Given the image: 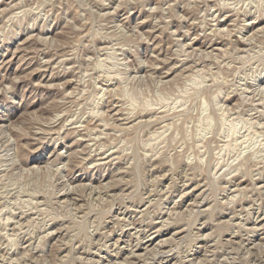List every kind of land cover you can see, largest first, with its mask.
Segmentation results:
<instances>
[{"label": "rangeland", "instance_id": "1", "mask_svg": "<svg viewBox=\"0 0 264 264\" xmlns=\"http://www.w3.org/2000/svg\"><path fill=\"white\" fill-rule=\"evenodd\" d=\"M97 263H264V0H0V264Z\"/></svg>", "mask_w": 264, "mask_h": 264}, {"label": "bare ground", "instance_id": "2", "mask_svg": "<svg viewBox=\"0 0 264 264\" xmlns=\"http://www.w3.org/2000/svg\"><path fill=\"white\" fill-rule=\"evenodd\" d=\"M193 2V1H192ZM205 2V1H204ZM21 5V4H20ZM214 5V4H213ZM117 6V5H116ZM244 27V26H243ZM186 33V32H185ZM122 45V44H121ZM248 45V44H247ZM201 48V47H200ZM177 50V49H176ZM204 61V60H203ZM51 66V65H50ZM141 66V65H140ZM135 71V70H134ZM257 72V71H256ZM164 73V72H162ZM119 74V73H118ZM100 77V76H99ZM121 78V77H120ZM115 80V79H114ZM116 81V80H115ZM225 91V90H224ZM223 91V92H224ZM64 92V91H63ZM242 93V92H241ZM115 94V93H114ZM260 95V94H259ZM103 98V95H102ZM259 103V102H258ZM222 104V103H221ZM148 106V105H147ZM103 107V106H102ZM239 107V106H238ZM133 110V109H132ZM243 110V109H242ZM129 111V110H128ZM261 111V110H260ZM224 112V111H223ZM238 113V112H237ZM153 114V113H152ZM241 114V113H240ZM263 114V113H262ZM221 115V114H220ZM223 115V114H222ZM239 115V113H238ZM247 115V114H246ZM169 117V116H168ZM94 118V117H93ZM54 119V118H53ZM111 119V118H110ZM240 119V118H239ZM170 121V120H169ZM164 122V121H163ZM47 123V122H46ZM249 125V124H248ZM247 125V126H248ZM97 127V126H96ZM152 128V127H151ZM166 128V127H165ZM91 129V128H90ZM138 129V128H137ZM175 130V129H174ZM140 132V131H139ZM253 132V131H252ZM152 133V132H151ZM252 134V133H251ZM259 134V133H258ZM257 135V134H256ZM134 136V135H133ZM124 137V136H123ZM238 137V136H237ZM259 137V136H258ZM232 138V137H231ZM113 139V138H112ZM240 139V138H239ZM164 140V139H163ZM242 141V140H241ZM177 144V143H176ZM197 144V143H196ZM202 144V143H201ZM209 146V145H208ZM7 147V146H6ZM107 148V147H106ZM202 149V148H201ZM90 150V149H89ZM205 151V150H204ZM147 152V151H146ZM195 152V151H194ZM96 154V153H95ZM99 156V155H98ZM154 156V155H153ZM86 157V156H85ZM153 159V158H152ZM82 160V159H81ZM94 163V162H93ZM254 163V162H253ZM219 164V163H218ZM224 165V164H223ZM201 166V165H200ZM50 167V166H49ZM184 167V166H183ZM211 167V166H210ZM225 167V166H224ZM255 167V166H254ZM249 168V167H248ZM150 169V168H149ZM229 170V169H228ZM235 171V170H234ZM227 175V174H226ZM230 177V176H229ZM153 179V178H152ZM196 179V178H195ZM229 180V179H228ZM149 181V180H148ZM3 183V182H2ZM181 188V187H180ZM261 190V189H260ZM169 192V191H168ZM102 193V192H101ZM144 195V194H143ZM31 196V195H30ZM105 197V196H104ZM230 197V196H229ZM252 197V196H251ZM33 198V197H32ZM115 198V197H114ZM158 198V197H157ZM6 199V198H5ZM233 200V199H232ZM216 201V200H215ZM133 202V201H132ZM159 202V201H158ZM34 205V204H33ZM257 209V208H256ZM13 210V209H12ZM10 212V211H9ZM123 212V211H122ZM151 212V211H150ZM31 213V212H30ZM39 215V214H38ZM116 215V214H115ZM173 215V214H172ZM177 216V215H176ZM12 217V216H11ZM24 217V216H23ZM119 217V216H118ZM33 219V218H32ZM148 220V219H147ZM249 221V220H248ZM9 222V221H8ZM13 222V221H12ZM6 224V223H5ZM19 226V225H18ZM45 228V227H43ZM117 228V227H116ZM24 230V229H23ZM49 231V230H48ZM185 232V231H184ZM6 235V234H5ZM137 235V234H136ZM2 236V234H1ZM29 236V235H28ZM5 237V236H4ZM10 237V236H9ZM185 237V236H184ZM107 238V237H106ZM31 239V238H30ZM118 239V238H117ZM8 242V241H7ZM16 242V241H15ZM128 242V241H127ZM162 242V241H161ZM129 245V244H128ZM38 246V245H37ZM131 246V245H130ZM213 246V245H212ZM15 248V247H14ZM29 248V247H28ZM86 248V247H85ZM179 248V247H178ZM86 250V249H85ZM24 251V250H23ZM33 251V250H32ZM19 252V251H18ZM164 252V251H163ZM165 253V252H164ZM169 253V251H168ZM4 254V253H3ZM182 254V253H181ZM137 255V254H136ZM146 256V255H145ZM5 257V256H4ZM209 257V256H208ZM3 258V257H2ZM99 258V257H98ZM181 258V257H180ZM218 259V258H217ZM27 260V259H26ZM25 261V260H24ZM232 261V260H231ZM144 263V262H143ZM98 264V263H97ZM113 264V263H112ZM205 264V263H204ZM264 264V263H263Z\"/></svg>", "mask_w": 264, "mask_h": 264}]
</instances>
